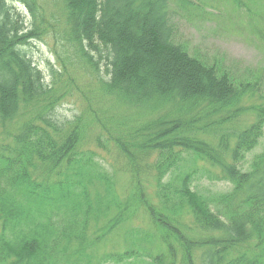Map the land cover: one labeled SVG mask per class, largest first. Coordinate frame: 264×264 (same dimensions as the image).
<instances>
[{"label":"trees","instance_id":"trees-1","mask_svg":"<svg viewBox=\"0 0 264 264\" xmlns=\"http://www.w3.org/2000/svg\"><path fill=\"white\" fill-rule=\"evenodd\" d=\"M15 1L30 20L14 2L0 0V264H66L72 258L83 264L90 221L98 224L109 214L110 204L94 212L64 181L47 184L63 164L84 160L77 159L82 115L63 121L57 113L74 87L69 66L88 71L103 97L150 116L129 140L109 135L123 159L119 171L130 175L136 201L169 254L132 248L96 264H131L134 257L177 264L179 254L181 264H264V151L247 162L264 139V69L239 73L224 56L192 55L177 40L170 10L184 0H58L48 16L38 0ZM48 34L68 53L66 59L58 55L63 70L51 66L50 82L27 50ZM247 111L252 122L235 128ZM198 160L217 166L219 173H205L231 189H197L204 168H189ZM86 171L81 195L96 169ZM94 178L110 187L105 175ZM148 180L157 205L146 194ZM124 213L98 227L97 242Z\"/></svg>","mask_w":264,"mask_h":264},{"label":"rangeland","instance_id":"rangeland-1","mask_svg":"<svg viewBox=\"0 0 264 264\" xmlns=\"http://www.w3.org/2000/svg\"><path fill=\"white\" fill-rule=\"evenodd\" d=\"M57 1L38 0L46 16L53 13L54 3ZM13 2L30 20L28 9L15 0H9V3ZM170 10L178 30L177 40L186 44L192 55H201L209 60L224 56L226 65L239 73H245V67L264 69V0H241V2L184 0L183 3H172ZM27 50L35 64L47 76L48 82L51 81L49 74L52 65L64 69L58 55L66 59L68 53L56 45L51 34L46 35L41 41L32 42L27 46ZM105 63L106 61L103 62ZM235 64L241 69L240 71ZM67 69L72 75L70 83L73 82L74 87L72 90L70 87L67 95L58 103L57 113L63 121L74 119L78 114L82 115L85 122V136L77 159L84 160L81 164H63L58 170L60 174L53 175L47 184L52 185L56 181L68 183L71 186L68 189L70 195H74L77 200L78 195L81 196L85 206H90L94 212L100 211V205H104V208L107 204L111 205L110 211H106L109 213L108 216L104 215L98 224L92 218L85 231L86 242L90 244L85 247L87 248L85 254L92 261L90 264H96L106 254H120L132 248H150L154 252L166 251L168 254L166 244L157 236L159 231L151 224L148 213L139 205L138 200L136 201L130 175L118 169L123 164V159L109 135L111 133L115 137L125 136L128 139L127 134L136 132L146 124L150 116L143 114L141 116L137 111H129L115 101L103 97L97 89L96 81L92 80V75L85 69L70 66ZM105 70L106 67L102 65V76L107 78ZM253 119V113L247 111L233 123L238 129L249 125ZM203 132H205L204 128ZM206 138L212 142L214 137L207 134ZM99 140L101 143L98 142ZM262 151H264V139L253 152L248 154L247 162ZM90 167L95 168L97 173L92 174L93 183L87 185L85 196L79 194L82 191L81 183L84 181L81 174H86L88 172L86 170ZM190 167L189 170L195 167L204 168V171L195 178V186L200 191L219 193L231 189L232 184L228 181L212 178L205 173L206 171L219 173L220 169L217 166L198 160L197 163L190 164ZM98 173L111 180L108 189L105 184L94 178ZM148 182L145 184L146 194L157 205V200L153 198L154 181L148 180ZM118 212H125L124 220L97 242L96 236L101 234L98 227H106L107 220ZM188 218L189 216L186 215V220ZM88 259L84 255L81 262L89 264ZM75 260L76 258L69 259L66 264H74ZM104 260L103 264H118L113 260ZM132 260L131 264H144L135 257ZM177 264H181L180 254Z\"/></svg>","mask_w":264,"mask_h":264}]
</instances>
